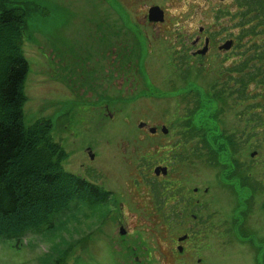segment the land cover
<instances>
[{
	"label": "rangeland",
	"instance_id": "1",
	"mask_svg": "<svg viewBox=\"0 0 264 264\" xmlns=\"http://www.w3.org/2000/svg\"><path fill=\"white\" fill-rule=\"evenodd\" d=\"M17 1L28 9L25 123H51L65 169L109 200L73 203L45 232L0 239V264H55L65 252V264H174L167 245L183 233L189 263L252 264L237 226L245 203L248 220L264 223V87L251 84L249 98L224 112L216 88L246 44L264 47V24L237 46L240 0ZM153 5L164 22L148 19ZM200 27L213 38L205 56L195 55ZM226 39L228 51L219 48ZM236 162L255 189L235 175Z\"/></svg>",
	"mask_w": 264,
	"mask_h": 264
},
{
	"label": "trees",
	"instance_id": "2",
	"mask_svg": "<svg viewBox=\"0 0 264 264\" xmlns=\"http://www.w3.org/2000/svg\"><path fill=\"white\" fill-rule=\"evenodd\" d=\"M239 3L241 33L237 46H245L242 41L246 36H255L264 24V0ZM27 17L28 9L20 1L0 0V239H21L28 233L45 232L54 227L57 215L70 209L73 203L94 206L109 200V192L104 188L65 169L67 152L54 140L51 123H25V80L29 71L24 52ZM246 45L240 60L228 70L226 81L216 88L222 112V107L234 108L248 99L251 84L264 87V47L255 41ZM227 139L237 153L239 140L233 135ZM215 159L217 153L210 150L208 161ZM236 165L235 175L245 181L244 185L255 189L251 176H240L243 169L239 162ZM164 196L163 192L158 195L163 200ZM65 262L66 252L55 264Z\"/></svg>",
	"mask_w": 264,
	"mask_h": 264
},
{
	"label": "flooded vegetation",
	"instance_id": "3",
	"mask_svg": "<svg viewBox=\"0 0 264 264\" xmlns=\"http://www.w3.org/2000/svg\"><path fill=\"white\" fill-rule=\"evenodd\" d=\"M162 22H164V21H162ZM157 23H161V22H157ZM199 31H200V34L197 35L196 42H195L196 44H198L197 49H196L197 51H196L195 55L205 56V55L210 54L211 50H213V38H212L210 33L208 35L203 36L205 34V29L203 27H200ZM202 40H204L203 44L200 45ZM226 40H228V39H226ZM221 46H222V44L219 45V48H221ZM221 49H223V48H221ZM231 49L232 48L225 49V50L228 51ZM181 195H182V193H181ZM183 196H185V195H183ZM250 197L247 199V201L250 200ZM245 205H246V209L243 210V212L241 214V223L239 226H237V230L240 231L241 230L240 228H242L243 231L245 233H247L245 235V237H243V238H245L247 240L246 243L248 245L250 244L249 246H252L251 252H249V253H252L251 263L252 264H264V223H257L256 224L255 222H250L248 220V217L250 219V216L252 215L251 204L245 203ZM263 207H264V203H263ZM262 211H264V208ZM165 217L167 218L165 220L167 223L171 221L170 216H169V212H165ZM181 217L182 218L180 219L179 222H182V224H184V222L187 219V213L181 212ZM231 226H234V223ZM189 237H190V235L188 233H183L182 235L178 236L176 238V240L172 239V243L167 245L168 247H170L172 249L173 253H175V255H176V259H175L174 264H192L191 262L189 263L188 259L184 255L189 250V249H187V246L185 245L188 243ZM244 245H246V244H244ZM194 251H196V250H194ZM204 260H205V258H203L201 255L196 259V263L197 264H205Z\"/></svg>",
	"mask_w": 264,
	"mask_h": 264
},
{
	"label": "water",
	"instance_id": "4",
	"mask_svg": "<svg viewBox=\"0 0 264 264\" xmlns=\"http://www.w3.org/2000/svg\"><path fill=\"white\" fill-rule=\"evenodd\" d=\"M164 16H165V13H164V10L159 6V5H153L149 8L148 10V18L150 21H154V22H162L164 21ZM233 45V40L232 39H229L227 40L222 46L221 48L223 49H230ZM157 130L156 127H152L150 128V132L151 133H155ZM162 132L167 134L168 133V128L166 126H163L161 128ZM256 153L254 152L252 155L254 156ZM168 171L167 167L164 166H158L155 168V173L156 174H160L161 172L163 174H166ZM122 233L124 234L125 233V230L122 228L121 229Z\"/></svg>",
	"mask_w": 264,
	"mask_h": 264
}]
</instances>
